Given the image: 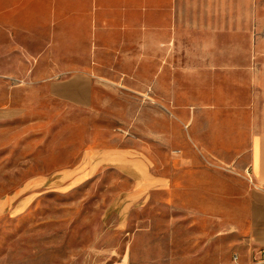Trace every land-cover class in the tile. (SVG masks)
<instances>
[{
  "label": "rangeland",
  "instance_id": "rangeland-1",
  "mask_svg": "<svg viewBox=\"0 0 264 264\" xmlns=\"http://www.w3.org/2000/svg\"><path fill=\"white\" fill-rule=\"evenodd\" d=\"M19 2L0 0L1 25ZM181 9L168 37L104 45L88 107L48 93L79 70H51L45 44L0 28V264H264L240 162L264 0ZM154 177L169 185L140 187Z\"/></svg>",
  "mask_w": 264,
  "mask_h": 264
},
{
  "label": "crops",
  "instance_id": "crops-1",
  "mask_svg": "<svg viewBox=\"0 0 264 264\" xmlns=\"http://www.w3.org/2000/svg\"><path fill=\"white\" fill-rule=\"evenodd\" d=\"M19 3L23 7L13 14L11 21L4 17L0 28L5 35L25 36L35 44H45L40 54L51 70H79L65 79H51L47 86L51 98L81 107L92 103L90 70L98 69L102 58L109 54L105 44L124 45L129 42L126 38L140 36L168 37L172 21L183 20L184 13L181 0H20ZM120 54L125 56L123 51ZM258 83L262 86L259 105L258 109L253 108L247 149L240 162L255 183L248 185L243 196L248 204L249 243L264 247V190L260 189L264 187V76ZM227 142L230 146L235 143L234 134L228 136ZM168 183L154 177L139 184L141 188L145 185L166 188Z\"/></svg>",
  "mask_w": 264,
  "mask_h": 264
},
{
  "label": "built area",
  "instance_id": "built-area-1",
  "mask_svg": "<svg viewBox=\"0 0 264 264\" xmlns=\"http://www.w3.org/2000/svg\"><path fill=\"white\" fill-rule=\"evenodd\" d=\"M247 180H249V182L252 184V185H255L252 177L250 176L249 174V170L247 169ZM260 189H263L264 190V187H261ZM256 259H258L260 262H264V248H260L258 251H257V257Z\"/></svg>",
  "mask_w": 264,
  "mask_h": 264
}]
</instances>
